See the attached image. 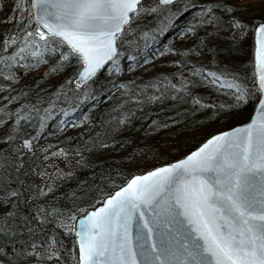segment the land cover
I'll return each instance as SVG.
<instances>
[{"label":"snow or ice","instance_id":"6c2138e0","mask_svg":"<svg viewBox=\"0 0 264 264\" xmlns=\"http://www.w3.org/2000/svg\"><path fill=\"white\" fill-rule=\"evenodd\" d=\"M0 14V264H264V0H0ZM159 61L173 70L153 71ZM197 116L222 126L177 158L83 155L124 149L137 119L157 134ZM49 122V136L82 139L40 148ZM37 155L78 158L98 183L60 201L55 179L74 172L33 187L50 175L28 165Z\"/></svg>","mask_w":264,"mask_h":264},{"label":"trees","instance_id":"16d2710c","mask_svg":"<svg viewBox=\"0 0 264 264\" xmlns=\"http://www.w3.org/2000/svg\"><path fill=\"white\" fill-rule=\"evenodd\" d=\"M241 2H245V0H241ZM2 15V14H0ZM188 15H191L189 13ZM188 16H185L184 19L186 20ZM255 18H259L258 15ZM178 26L183 24V20H180L177 22ZM175 33H170L167 36V40H171ZM165 40V42H167ZM248 45H253V37H251L248 41ZM247 47V46H246ZM249 59L248 51H245L241 53L239 56L232 58L230 60V63L232 67L235 68H241L243 65L247 63ZM171 68H166L163 66V61L157 62L155 69L153 71H172ZM44 71L43 68L39 69L37 72H34L30 74L34 79H37L38 81V73H42ZM248 71H251V69H248ZM125 79L130 78L129 76H125ZM25 79H28V77H25ZM58 77L52 76L48 79L47 83L41 84V87L48 89L49 91L53 90L55 87V82L57 81ZM198 91L205 96H208L211 94L213 100H227V97L224 96H217L214 92H211V90L208 89H198ZM159 106L153 107L151 111L156 112L158 110ZM165 108L167 105L164 106ZM105 104H100V109H104ZM87 111V108L84 109ZM145 111H148L146 109ZM169 113H164V115H167ZM98 116L99 113H96ZM246 115V113H245ZM153 119L157 118L156 116L152 117ZM50 126L47 128L46 132L44 133L43 137L39 140L40 148H44L48 145H56L59 142H63V147H69L75 146V144H78L82 137L79 135L84 130L81 128H74V129H68L67 131L63 133H58L55 136H49V133H53L56 131V126L54 122H49ZM134 124L136 127L130 128L125 131L124 136L131 140V144L126 146L124 149H121L119 145H117L115 148H110L102 153H92L91 155L89 152L83 153L85 158L89 160L90 162L94 163L97 157H99L102 160L107 161L108 163L113 164L114 167H120L121 166V157H124V161H127L130 158V154L132 153L133 149L136 150V160L139 163H142L144 165L151 164L154 160L155 153L152 151H148L149 147H156L157 152L163 153L162 158L165 160H171L173 158L179 157L182 153H184L187 150H190L192 147L197 146L198 143L201 141V134L204 131L212 130L215 128H219L222 125L219 124H209L205 121H202L199 116L196 117L195 120H193L191 117L187 119H181V122L177 127L174 129H167L162 130L157 134H150L146 131L147 124L145 123L143 127H139L141 124L140 119H137L134 121ZM198 124H204L203 128H198ZM34 128L35 125L32 127H25L23 131L27 132L28 134H34ZM96 131H99V129H96ZM178 132H185L184 135L180 136L178 139L176 137V134ZM119 139V137H118ZM17 145L19 144V140L16 142ZM55 151V148L52 149ZM129 155H125V154ZM77 159L69 156L67 159L63 157H50L47 160H43L39 155H37L35 158L29 157L28 158V165L33 168H39L41 171L50 174L49 176H30L29 179L33 182V187H35L37 184H42L49 178L55 179V172L56 168L62 169L64 172H74V175L71 178H65L63 180L55 179L56 183V192L54 193V196L65 203L68 202V199L70 197V194L73 192H76L77 195H79L80 191L88 192L89 188L98 183V178L93 179L90 175L91 168H82L77 165ZM19 163V161H17ZM51 165H55L56 167H50ZM107 167V164L105 165ZM131 170H135L134 168ZM81 181H86V184H81ZM107 190V189H103ZM52 197H49V200H51ZM24 208V211L31 214L30 208H31V202L27 205H22ZM45 231L48 234H52L53 232L56 233L57 237L64 243L66 248H72L73 247V236L70 234H65L62 229H59L56 226V223L54 221H50L49 224L43 225Z\"/></svg>","mask_w":264,"mask_h":264},{"label":"water","instance_id":"95a60500","mask_svg":"<svg viewBox=\"0 0 264 264\" xmlns=\"http://www.w3.org/2000/svg\"><path fill=\"white\" fill-rule=\"evenodd\" d=\"M253 44H254V36H253Z\"/></svg>","mask_w":264,"mask_h":264}]
</instances>
